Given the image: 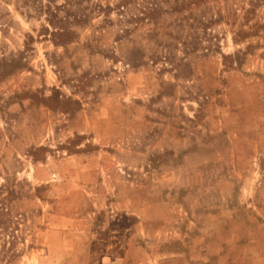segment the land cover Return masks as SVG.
<instances>
[{
	"label": "rangeland",
	"instance_id": "obj_1",
	"mask_svg": "<svg viewBox=\"0 0 264 264\" xmlns=\"http://www.w3.org/2000/svg\"><path fill=\"white\" fill-rule=\"evenodd\" d=\"M0 212V264H264V0H0Z\"/></svg>",
	"mask_w": 264,
	"mask_h": 264
},
{
	"label": "trees",
	"instance_id": "obj_2",
	"mask_svg": "<svg viewBox=\"0 0 264 264\" xmlns=\"http://www.w3.org/2000/svg\"><path fill=\"white\" fill-rule=\"evenodd\" d=\"M3 213L2 212H0V215H2ZM3 244H4V242H3ZM3 246V245H2Z\"/></svg>",
	"mask_w": 264,
	"mask_h": 264
}]
</instances>
